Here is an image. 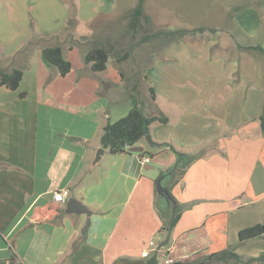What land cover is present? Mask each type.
<instances>
[{
	"label": "crops",
	"instance_id": "0c3cea01",
	"mask_svg": "<svg viewBox=\"0 0 264 264\" xmlns=\"http://www.w3.org/2000/svg\"><path fill=\"white\" fill-rule=\"evenodd\" d=\"M30 8L24 0H0V36H11L17 42L13 51L0 49V66L24 71L18 89L0 87V264H11V259L15 264H148L147 257L166 235L161 231L159 210L168 208L169 199L158 196L156 179L176 162L170 145L191 154L201 152V156L172 188L179 204L191 205L182 210L172 228L170 244L160 247L159 260L196 259L230 245L244 257L264 252V237L239 242L242 228L264 222V132L260 124L264 83L242 74L235 60L209 55L208 64L203 65L205 76L198 67L189 76L180 74L186 71L180 68L170 70L169 83L159 78L153 83L151 68L136 66L151 57L149 51L134 49L136 55L129 61L142 70L137 75L146 82V95L141 99L144 111L149 115L162 111L169 117L165 124L152 123L150 136L170 145H152L143 137L119 154L104 147L100 160L94 162L103 147V127L117 119H111V110H106L102 121L81 114L89 81L106 86L105 91L97 89L106 99L111 93L110 84L100 79L101 74L83 56L93 42L106 44L115 53L119 46L110 37L125 35V0H32ZM29 10L35 13V25ZM245 13L239 18L241 30L248 38L260 35L264 42V13ZM72 15L77 24L70 37L65 28ZM113 17L120 21L115 30L109 29ZM7 30L12 31L10 35ZM43 36L57 38L41 41ZM83 36L96 39L89 44L79 39ZM56 41L70 44L69 51L64 50L70 60L77 46L82 52V59L73 62L66 76L43 56V46ZM175 48L170 51L174 55L165 54L163 61H175L178 66L181 44ZM186 58L197 59L189 52ZM151 86L156 90L155 101L150 98ZM164 91L171 111L150 108ZM126 101L130 105L124 115L133 105L129 97ZM51 104L62 106L61 114L51 111ZM137 147L141 150L134 151ZM140 152L151 161L143 163ZM57 190H68L65 203L54 200ZM71 197L92 210L86 233L82 229L87 214L66 211ZM53 205L59 214L37 223L35 210ZM142 252L148 255L143 257Z\"/></svg>",
	"mask_w": 264,
	"mask_h": 264
},
{
	"label": "rangeland",
	"instance_id": "374dc122",
	"mask_svg": "<svg viewBox=\"0 0 264 264\" xmlns=\"http://www.w3.org/2000/svg\"><path fill=\"white\" fill-rule=\"evenodd\" d=\"M34 1L36 2V0ZM139 1L125 0V10L122 11H125V17L123 18L125 35L110 37V39L116 40V44L119 47H123L122 49L132 44L133 46L137 45L135 50L149 51L147 53L151 57L144 58L143 63H136V66L143 67L144 64H147L146 67H150L152 70L149 80L152 79L153 83L158 78L163 79V84L169 83L170 70H179L180 68H185L188 72L187 74L185 73L186 71L180 74L189 76L193 71L196 73L198 71L196 68L198 67L202 71V76H205L203 65L208 64V55L211 58L221 56L229 61L233 59L237 62V67L242 74L249 75L256 81L264 83V55L244 50L242 47V45L257 43L264 45V42L260 41V35L248 38L241 30L239 24V18L244 11L247 14L255 10L259 16L261 12L264 13V0H145L143 15L136 21L133 10L137 8ZM31 4L32 0H24L26 8L31 9ZM249 7L251 11H246L247 9L249 10ZM119 8L120 6L115 11ZM34 15L35 13L29 10L30 19L35 25ZM135 22H137L136 27L134 26ZM117 23H120V21L118 22L116 17L111 18L109 29L115 30ZM178 29H188L189 32L180 40H172L171 32H175ZM11 32L9 30L5 31L7 35H10ZM62 35L61 39L64 40L65 35ZM79 39L90 44V40L96 39V37L83 36ZM16 43L11 36H0V49L2 48L6 52L13 51ZM177 44H181V50L177 55L175 54L179 58L178 61L181 62V65L178 66L175 61L171 64L163 61L166 58L165 54L168 56L171 49H177L175 48ZM69 46L70 44L68 43L65 46L63 45L65 52L69 51ZM119 47H115V53L110 57L107 69L103 72H97L101 74L100 79L104 78L108 82L106 84H110L111 93L107 99L100 94V90L97 91L100 88L105 91L107 89L106 86L95 81H89V92L86 94L87 97H85L87 101L83 102L84 105L81 110V114L86 117H95L93 119L99 118L102 121V119H106L104 116L106 110L107 112L111 110V119H118L121 115H124L125 110L130 105V101H126L128 97L132 101L145 98L143 96L146 95V82L140 80V75H137L139 69L135 66V62L133 60L129 61V59L121 62L116 61L117 55L121 52ZM80 49L83 51L81 46ZM188 52L192 53L197 59L186 58ZM81 53L77 46L71 56V59H73L71 60L72 63L77 64L80 62L82 59ZM14 59L15 55L12 60ZM146 60H149V62H146ZM170 66L171 69L169 68ZM134 70L135 72H133ZM215 70L213 68L214 75H216ZM132 73L134 74L132 75ZM174 78L178 80L176 75H174ZM193 78L199 80L197 77ZM177 83L175 80L173 81L174 85ZM137 89L140 90L139 93L136 92ZM166 95H168V92L160 93L158 101L151 104L150 108L158 106L166 111H171ZM50 109L61 114L63 108L62 106L51 104Z\"/></svg>",
	"mask_w": 264,
	"mask_h": 264
},
{
	"label": "trees",
	"instance_id": "16d2710c",
	"mask_svg": "<svg viewBox=\"0 0 264 264\" xmlns=\"http://www.w3.org/2000/svg\"><path fill=\"white\" fill-rule=\"evenodd\" d=\"M145 0H140L137 8L133 10V13L138 20L144 12ZM77 24V19L75 15L70 16L67 20L66 31L68 36H73V29ZM137 26V22L134 23ZM187 29H178L175 32H171L172 40H180L182 37L188 33ZM175 34V35H172ZM47 37H41V41H46ZM57 38V37H49ZM137 46V45H136ZM136 46L130 44L125 51L120 52V56L116 58L117 62L122 60H128L131 57L134 58L133 51ZM43 56L44 59L51 65L55 66L61 76H66L72 69L73 63L64 54V47L58 41L47 43L43 46ZM244 50L258 53L264 55V45L261 43L242 45ZM112 55V49L106 44H100L98 42H93L90 48L84 52V61L90 64L91 69L94 72H103L107 69L109 59ZM142 71V70H141ZM140 72V70L138 71ZM24 71L23 69L11 66L10 68H3L0 66V87L7 90H16L20 87L21 81L23 79ZM139 89L136 90L139 93ZM26 92H21V96H25ZM139 96V94H138ZM150 98L151 101L156 100V90L154 86L150 87ZM140 102V103H139ZM133 101L132 107L129 111L115 121H110L106 123L103 127V132L101 135V145L107 148L113 154H119L127 150V148L134 147L143 137L149 139V143L158 146H169L167 142H157L150 136V125L154 122L165 124L169 121V117L162 111H157L154 114H147L141 104V100ZM260 124L264 132V105L263 110L260 115ZM170 148L176 154V162L166 170L161 171L158 178L156 179V184L160 182L161 187H165L166 194L169 196L168 208H163L159 210V214L163 220V226L161 231H165L166 235L164 239L160 242V246L148 256V264H243V263H257L264 264V252L256 256L244 257L236 251L235 245H230L224 250L203 255L196 259H181L173 260L171 262H161L158 258L160 247L168 246L171 239V230L180 219L182 210L189 207L191 204H179L172 194V188L176 185L185 175L187 168L201 156V152L191 154L177 150L175 147L170 145ZM145 152H140V156H143ZM157 189V188H156ZM157 191V190H156ZM160 198L166 197L160 195ZM60 212L57 205L41 211V209H36L34 212V217L37 223L50 221L56 217ZM264 237V222H260L239 231V242L244 243L247 241L255 240ZM75 241V245L78 244ZM11 264L14 263V259H11Z\"/></svg>",
	"mask_w": 264,
	"mask_h": 264
},
{
	"label": "water",
	"instance_id": "95a60500",
	"mask_svg": "<svg viewBox=\"0 0 264 264\" xmlns=\"http://www.w3.org/2000/svg\"><path fill=\"white\" fill-rule=\"evenodd\" d=\"M134 151H140L141 148L137 147V148H133ZM105 152V148L104 147H100L96 153L94 162H97L100 160L101 155ZM157 191L160 195H164L166 196V198L169 199V196L166 194V189L165 187H161L160 182L157 183ZM66 211L68 213H77V214H87V220L86 223L82 229V233H86L91 225V216H92V210L85 205L81 200L77 199L76 197H71L69 198L68 202H67V208Z\"/></svg>",
	"mask_w": 264,
	"mask_h": 264
},
{
	"label": "built area",
	"instance_id": "2783aa9c",
	"mask_svg": "<svg viewBox=\"0 0 264 264\" xmlns=\"http://www.w3.org/2000/svg\"><path fill=\"white\" fill-rule=\"evenodd\" d=\"M141 160L143 163H148L151 161V157L147 154H144L143 156H141ZM54 200L58 203H65L68 199V190H57L54 192L53 194ZM57 197H60L59 199H57ZM148 253L147 252H142V256L145 257L147 256ZM172 261V260H171ZM168 261V262H171Z\"/></svg>",
	"mask_w": 264,
	"mask_h": 264
},
{
	"label": "clouds",
	"instance_id": "9594fccd",
	"mask_svg": "<svg viewBox=\"0 0 264 264\" xmlns=\"http://www.w3.org/2000/svg\"><path fill=\"white\" fill-rule=\"evenodd\" d=\"M60 197H57V199H59Z\"/></svg>",
	"mask_w": 264,
	"mask_h": 264
}]
</instances>
